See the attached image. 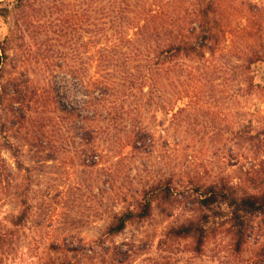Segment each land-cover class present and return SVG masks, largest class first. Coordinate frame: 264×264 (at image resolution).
Masks as SVG:
<instances>
[{"label": "rangeland", "instance_id": "374dc122", "mask_svg": "<svg viewBox=\"0 0 264 264\" xmlns=\"http://www.w3.org/2000/svg\"><path fill=\"white\" fill-rule=\"evenodd\" d=\"M212 1L215 51L196 63L201 73L198 93L183 96L177 83L168 82L158 98L152 96L151 104L147 95L129 98L120 130L101 121L89 126L93 160L74 119L57 123L60 105L69 104L66 94L73 88L69 67L90 65L86 52L80 60L74 58L80 41L74 18L69 19L70 4L40 0L28 8L26 17H0V42L7 40L0 91L8 84L7 94L0 96V220L17 210L13 184L28 177L30 218L20 245L25 257L37 260L49 241L71 246L94 240L109 210L121 206L122 195H136L158 177L173 173L176 186L188 175L203 182L218 176L238 181L254 162L245 135L264 123V0ZM14 2L2 0L0 6ZM252 56L258 59L242 70ZM248 78L258 87L247 88ZM10 80L18 82L25 102L12 100ZM160 103L170 110H156ZM19 110L26 114L23 121L17 120ZM141 130L150 136L132 148ZM47 153L54 159L43 160ZM15 160L30 166L28 172L17 170ZM181 208L180 217L188 214ZM173 219L156 214L128 225L110 242L125 246L142 237L148 240V253L131 254L128 264H244L228 258L225 237L211 241L201 256L183 251L182 243L173 252L157 248L163 227ZM252 227L243 259L264 241L258 219Z\"/></svg>", "mask_w": 264, "mask_h": 264}, {"label": "trees", "instance_id": "16d2710c", "mask_svg": "<svg viewBox=\"0 0 264 264\" xmlns=\"http://www.w3.org/2000/svg\"><path fill=\"white\" fill-rule=\"evenodd\" d=\"M36 1L40 0H15L11 7L0 6V17L10 13L26 17ZM65 1L72 7L67 9L69 19L74 18L73 29L80 41L74 58L80 60L81 52H86L90 65L69 67L73 88L66 94L69 104L60 105L62 115L57 123L74 119V127L84 132L79 138L88 146L85 151L91 160L96 156L89 126L101 121L108 128L120 130L123 116L129 112L125 104L129 98L147 95L146 102L151 104L152 96L158 98L168 82L177 83L181 87L177 91L183 96L198 93L201 73L196 63L215 51L212 0H192L190 6L187 0H53L56 5H69ZM6 41L0 42V70L7 56ZM257 59L252 56L240 67L245 70ZM10 83L12 94L15 91L12 100L25 102L18 82ZM7 85L1 87L0 96L7 94ZM254 87L258 86L248 78L247 88ZM156 107L170 110L161 103ZM17 114V120L23 121L25 112L19 110ZM149 136L145 130L135 133L131 147L138 148L137 143L144 144ZM245 138L253 147L254 162L238 181L218 176L203 182L188 175L176 186L175 174L158 177L136 195H122L121 206L109 210L94 240L71 246L49 241L37 260L25 257L20 250L30 218V183L24 177L13 184L17 210L0 220V264H128L131 254L148 253V240L142 237L123 246L110 242L111 238L128 225L143 223L156 214L174 216L156 243L161 250L173 252L182 243L183 251L201 256L211 241L225 237L228 258L241 259L244 264H264V241L243 259L255 219L264 231V123L250 129ZM53 159V154L47 153L43 160ZM15 161L17 170L28 172L30 166ZM181 207L188 211L182 218ZM179 208L180 213L175 215Z\"/></svg>", "mask_w": 264, "mask_h": 264}]
</instances>
